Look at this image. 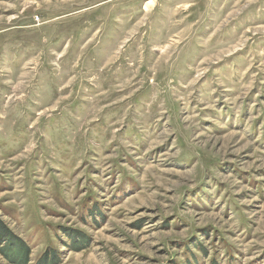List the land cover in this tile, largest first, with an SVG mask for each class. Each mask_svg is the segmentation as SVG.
<instances>
[{
    "label": "rangeland",
    "instance_id": "374dc122",
    "mask_svg": "<svg viewBox=\"0 0 264 264\" xmlns=\"http://www.w3.org/2000/svg\"><path fill=\"white\" fill-rule=\"evenodd\" d=\"M0 220L29 264H264V0H0Z\"/></svg>",
    "mask_w": 264,
    "mask_h": 264
},
{
    "label": "trees",
    "instance_id": "16d2710c",
    "mask_svg": "<svg viewBox=\"0 0 264 264\" xmlns=\"http://www.w3.org/2000/svg\"><path fill=\"white\" fill-rule=\"evenodd\" d=\"M0 252L8 256L10 261L15 264H29L31 248L24 240L17 237L3 221L0 220ZM51 252V251H50ZM50 253H45L44 259L40 264H57V258L50 259Z\"/></svg>",
    "mask_w": 264,
    "mask_h": 264
}]
</instances>
